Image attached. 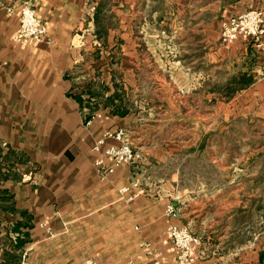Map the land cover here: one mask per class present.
<instances>
[{"label":"crops","instance_id":"crops-1","mask_svg":"<svg viewBox=\"0 0 264 264\" xmlns=\"http://www.w3.org/2000/svg\"><path fill=\"white\" fill-rule=\"evenodd\" d=\"M22 2L0 0V152L9 151L0 159V188L12 203L11 210L0 207L11 238L9 250L0 247V264H174L169 223L224 231L194 244L191 264H264V51L249 40L220 38L225 20L251 8L264 13V0H38L46 34L28 42L16 39ZM158 6L159 38H171L174 77L194 88L224 87L220 100L242 105L226 116L246 151L241 146L231 160L235 177H218L215 189L212 177H192L180 164L170 177H145L135 151L133 163L114 166L104 178L94 164L101 155L96 141L131 120L92 106L83 89L97 79L111 90L116 69L128 80L141 50L132 46L135 16L142 14L136 9L154 17ZM163 52L159 44V66ZM114 144L105 137L101 150ZM169 203L176 217L165 213ZM15 225L27 232L18 248ZM242 230L262 231L227 236Z\"/></svg>","mask_w":264,"mask_h":264},{"label":"rangeland","instance_id":"rangeland-1","mask_svg":"<svg viewBox=\"0 0 264 264\" xmlns=\"http://www.w3.org/2000/svg\"><path fill=\"white\" fill-rule=\"evenodd\" d=\"M140 9H136V13L142 14L135 16L132 36V46L141 47L134 60L139 63L138 68L126 77L128 80L123 78L119 69L112 71L111 90L98 84L97 79L92 80L83 89L87 95L85 99L96 108L107 106L113 112L125 111L130 117L131 121L127 120L123 130L137 154V164L142 167L143 176L170 177L173 167L180 164L192 177H212L215 189L214 186L219 185L218 177H235L236 168L229 166L231 160L241 153V146L243 152L246 151L244 141L235 140L239 135L232 130L234 121L226 116L228 110L236 111L242 105L220 100L224 87L194 88L187 80L175 78L173 74L176 71L177 75V70L173 71L171 65V38H159V6L154 17L151 13H144L143 7ZM159 44L164 47L160 55L164 64L160 66ZM209 92L215 96H207ZM230 125V131H225ZM209 129H212L211 133H207ZM5 155L0 152V159L4 160ZM244 169L250 171L251 166ZM259 172L260 177H264V155ZM1 227L0 224V247L9 250L11 238ZM261 231L242 230L237 235L227 236L252 238ZM194 232L201 239L206 234L215 238L224 233L223 230Z\"/></svg>","mask_w":264,"mask_h":264},{"label":"built area","instance_id":"built-area-1","mask_svg":"<svg viewBox=\"0 0 264 264\" xmlns=\"http://www.w3.org/2000/svg\"><path fill=\"white\" fill-rule=\"evenodd\" d=\"M38 0H23L19 6V26L16 33V39L21 42L31 40H39L46 34V27L37 16L36 2ZM220 38L223 42H227L236 38L249 40L252 45L264 51V13L259 8H251L242 11L222 23L220 30ZM92 116L85 120L89 123ZM105 137H109L117 141V144L109 145L101 150V146L105 142ZM93 148L99 150L101 155L94 162L95 167L101 178L106 177L113 171L114 166L121 163H133L136 154L131 146L128 137L123 128L114 131H108L104 137L98 139ZM107 156L112 158L113 163L107 166L103 158ZM165 213L168 216L176 217L177 210L172 204H167ZM167 233L170 242L176 249V258L174 264H191L195 260L192 254V246L200 242L201 237L191 231L186 226H179L175 223H169ZM82 264H95L91 259H86ZM146 264H162L158 260H151Z\"/></svg>","mask_w":264,"mask_h":264},{"label":"trees","instance_id":"trees-1","mask_svg":"<svg viewBox=\"0 0 264 264\" xmlns=\"http://www.w3.org/2000/svg\"><path fill=\"white\" fill-rule=\"evenodd\" d=\"M115 113L119 115H123L125 114V111H119ZM0 168H1V160H0ZM5 204H8V205H5ZM11 205H12L11 195L7 192V190L0 188V207H2L5 210H11ZM19 226L20 225H15L12 228L13 231L17 232V235H15V244H14V247L16 248H18L19 246L23 244V242L25 241L24 238L27 236V232L19 229ZM13 259L15 260L16 258L13 257Z\"/></svg>","mask_w":264,"mask_h":264}]
</instances>
